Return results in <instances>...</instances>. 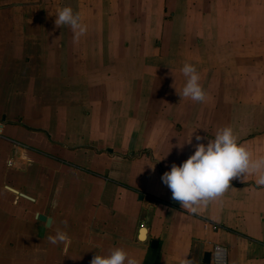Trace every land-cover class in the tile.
I'll return each instance as SVG.
<instances>
[{
	"label": "crops",
	"instance_id": "crops-1",
	"mask_svg": "<svg viewBox=\"0 0 264 264\" xmlns=\"http://www.w3.org/2000/svg\"><path fill=\"white\" fill-rule=\"evenodd\" d=\"M65 6L88 27L78 42L55 25ZM185 62L203 103L178 93ZM224 126L264 156V0H0V264H91L114 247L206 264L209 242L227 264H264L255 176L197 214L161 179ZM57 229L68 239L51 244Z\"/></svg>",
	"mask_w": 264,
	"mask_h": 264
},
{
	"label": "clouds",
	"instance_id": "clouds-1",
	"mask_svg": "<svg viewBox=\"0 0 264 264\" xmlns=\"http://www.w3.org/2000/svg\"><path fill=\"white\" fill-rule=\"evenodd\" d=\"M55 25H67L73 32L74 42L84 36L88 27L82 23L79 13H75L70 6L57 10ZM186 83L181 98H190L194 102L203 103L207 94L200 83L201 77L194 64L185 62L181 68ZM197 141L203 138L195 137ZM191 142V139L188 143ZM181 147L183 145H180ZM256 177L257 186L264 187V156L254 157L253 153L243 144L230 126L217 130L214 139L207 144L197 143L195 151L182 164H173L170 171H166L161 179L171 190L172 199L179 202L181 207L192 214H197L201 207H206L212 201L221 197L230 187L231 181L246 176ZM66 223V222H65ZM51 244L64 243L67 233L57 229L54 235L48 236ZM226 252L217 246L213 252V264H226ZM91 264H142L134 255L121 247L112 248L107 254H96ZM179 264H194L187 256Z\"/></svg>",
	"mask_w": 264,
	"mask_h": 264
},
{
	"label": "rangeland",
	"instance_id": "rangeland-1",
	"mask_svg": "<svg viewBox=\"0 0 264 264\" xmlns=\"http://www.w3.org/2000/svg\"><path fill=\"white\" fill-rule=\"evenodd\" d=\"M77 1V0H76ZM210 15H212V16H210ZM261 14H241V13H238V14H230V13H222L221 14V17H222V19L223 20H227V21H229L230 20V18L232 17V18H234V19H236V21H238V22H241V21H245L246 20V17H248V19H251V18H253L252 16H260ZM209 18H211V20H213V19H215L214 18V14L213 13H210L209 15ZM216 17H218V14H216ZM235 17H237V18H235ZM219 18V17H218ZM220 19V18H219ZM226 21V22H227ZM240 24V23H239ZM228 30H230V29H224V31H228ZM208 31H210V30H208ZM239 31H242V29H240ZM222 38H226V39H228V41H226V43L225 42H222V44H227V42H229V41H231L232 39H231V36H226V34H221L220 35ZM240 36H244V34H240ZM227 47H228V45H227ZM219 55V53H217V56ZM194 57V56H193ZM224 57H225V55H223L222 56V58H223V61H222V63L224 64V65H226V61H224ZM228 59V58H227ZM218 63H219V60H216V62H215V64L214 65H212V67L213 66H215L216 68H218Z\"/></svg>",
	"mask_w": 264,
	"mask_h": 264
},
{
	"label": "water",
	"instance_id": "water-1",
	"mask_svg": "<svg viewBox=\"0 0 264 264\" xmlns=\"http://www.w3.org/2000/svg\"><path fill=\"white\" fill-rule=\"evenodd\" d=\"M37 218L41 221H46V225L50 222V218L45 217L44 215L37 214ZM143 229V228H142ZM150 247L151 248H156L157 247V240L156 239H151L150 240ZM203 262L208 264L210 262V252L207 251L203 255Z\"/></svg>",
	"mask_w": 264,
	"mask_h": 264
},
{
	"label": "built area",
	"instance_id": "built-area-1",
	"mask_svg": "<svg viewBox=\"0 0 264 264\" xmlns=\"http://www.w3.org/2000/svg\"><path fill=\"white\" fill-rule=\"evenodd\" d=\"M214 228H215V226H214ZM209 243L211 244V248L209 250V252H210V263L213 264L212 257H213V252H214L215 248L217 246L223 247L226 250H227V248L224 245L220 244V243H215V242H209ZM227 263H228V254L226 252V264Z\"/></svg>",
	"mask_w": 264,
	"mask_h": 264
}]
</instances>
